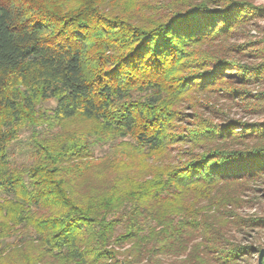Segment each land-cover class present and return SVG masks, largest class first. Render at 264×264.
<instances>
[{
	"label": "trees",
	"instance_id": "16d2710c",
	"mask_svg": "<svg viewBox=\"0 0 264 264\" xmlns=\"http://www.w3.org/2000/svg\"><path fill=\"white\" fill-rule=\"evenodd\" d=\"M262 19L255 0H0V264L259 253L228 239L264 216L227 187L264 180V120L181 108L215 92L264 114V63L222 48Z\"/></svg>",
	"mask_w": 264,
	"mask_h": 264
},
{
	"label": "rangeland",
	"instance_id": "374dc122",
	"mask_svg": "<svg viewBox=\"0 0 264 264\" xmlns=\"http://www.w3.org/2000/svg\"><path fill=\"white\" fill-rule=\"evenodd\" d=\"M255 3L264 4V0H255ZM262 40H264V19L257 20L252 26H247L234 36L226 39L222 42V48H224V53H228L229 57L238 59L242 63H264V44L261 42ZM261 76V81L250 88L253 93L264 91V72H262ZM194 97L196 99L193 108L189 106L188 101L184 102L181 108L190 115H193L197 110V113L216 122H222L224 115L229 116V118H242L249 122L264 120V114L250 113L243 107V104H240V101L229 100L219 93L208 92L200 95L196 94ZM51 104L49 103V105ZM191 117L190 120L194 121L195 118ZM25 136L26 134L24 133L21 137L25 138ZM181 147L185 150L188 146L183 145ZM102 150L108 152L109 146H105ZM102 150L99 148L96 153L101 155L103 153ZM201 150L199 147L194 148L196 152ZM177 152H179L178 148L175 149L174 153L176 154ZM110 173L112 177L118 174L116 169H112ZM227 188L235 198H238L237 204L232 206V210L235 213L242 218L254 215L264 216V180L259 182L243 181L239 182V184H231ZM227 188H225L226 191ZM227 229L228 239L232 242L254 244L264 248V227L251 228L242 223V225L238 224L237 226L229 225ZM259 253L240 260L238 264H259ZM185 257L186 255L161 256L159 264H186ZM211 257L209 256L208 262L209 259L211 261Z\"/></svg>",
	"mask_w": 264,
	"mask_h": 264
},
{
	"label": "water",
	"instance_id": "95a60500",
	"mask_svg": "<svg viewBox=\"0 0 264 264\" xmlns=\"http://www.w3.org/2000/svg\"><path fill=\"white\" fill-rule=\"evenodd\" d=\"M263 258H264V248H262V249L260 250V253H259V259H258L259 264H263V263H262V262H263Z\"/></svg>",
	"mask_w": 264,
	"mask_h": 264
}]
</instances>
